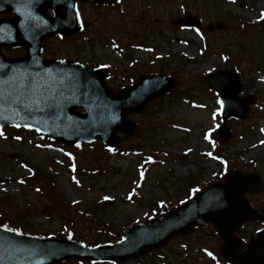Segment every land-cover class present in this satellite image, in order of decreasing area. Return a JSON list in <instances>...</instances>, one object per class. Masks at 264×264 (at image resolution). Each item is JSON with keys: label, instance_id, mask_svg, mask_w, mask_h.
<instances>
[{"label": "rangeland", "instance_id": "374dc122", "mask_svg": "<svg viewBox=\"0 0 264 264\" xmlns=\"http://www.w3.org/2000/svg\"><path fill=\"white\" fill-rule=\"evenodd\" d=\"M112 7L81 6L86 30L62 42L49 40L47 54L105 68L112 90L158 72L180 77L181 87L142 115H129L138 132L114 150L97 141L84 144L82 154L36 132H0V215L35 235L65 237L72 228L76 240L91 247L149 221L160 204L163 210L177 208L190 188L202 191L227 171L264 178V0H123ZM186 14L202 20L201 30L173 24ZM216 24L226 27L207 30ZM234 66L241 70L244 96H254L257 105L246 122H228L235 136L220 151L221 107L202 79ZM250 199L263 206L264 192ZM203 239L173 243L174 263L180 264L177 255L186 246L182 253H197L195 264H214L201 249L217 251L218 244ZM157 258L130 264H159Z\"/></svg>", "mask_w": 264, "mask_h": 264}, {"label": "water", "instance_id": "95a60500", "mask_svg": "<svg viewBox=\"0 0 264 264\" xmlns=\"http://www.w3.org/2000/svg\"><path fill=\"white\" fill-rule=\"evenodd\" d=\"M38 1L42 4L37 10L44 18L36 23L9 26L11 32L0 40V47L25 45L29 48V58L23 61H6L0 56V125L34 128L54 140L72 145L101 139L114 146L119 131L133 135L137 126L128 122L126 116L131 112L140 114L149 102L179 83L171 78L153 76L141 79L139 86L113 95L104 84L107 74L103 71L72 63L44 61L41 43L57 35L70 37L76 34L81 29V22L76 12L77 0ZM54 1L61 6L64 2L68 4L67 25L58 24V17L53 20L44 15L45 9ZM80 1L112 4L116 0ZM206 82L221 96L225 106L224 121L248 117L251 102L239 98L242 85L236 72L218 73ZM22 83H31L32 87L26 89ZM76 108H85L87 114H79ZM219 135L222 144L223 140L230 139L226 123ZM262 185L257 175L231 173L225 183L212 186L180 209L127 230L122 242L93 250L68 240H45L0 228V264H59L66 260L124 264L207 223H213L223 239L221 255L229 263L263 264L264 230L245 246L242 253L239 249L243 242L235 236L243 223L261 219L251 208L246 194L261 191Z\"/></svg>", "mask_w": 264, "mask_h": 264}, {"label": "flooded vegetation", "instance_id": "af4514ba", "mask_svg": "<svg viewBox=\"0 0 264 264\" xmlns=\"http://www.w3.org/2000/svg\"><path fill=\"white\" fill-rule=\"evenodd\" d=\"M22 5H24V4L20 3L19 0H6L5 2H3L2 5H0V9L3 10L0 12V24H5V23H8L9 21H15L17 14H16L14 9L19 8ZM48 14L51 16L54 15L53 11H51V10H48ZM18 23H20V22H18ZM85 26L87 27L86 23H85ZM55 40H59L61 42L65 41V39H58V38ZM48 46H49V42H46L43 44V48H44L43 55L46 59H59V60H63V61L68 60V61L78 62V60H76V59H69L67 57H53L51 55H48L47 54ZM1 53L3 54V56L5 58L13 59V60L23 59L27 54L26 48L23 46H17V47H12V48L1 47Z\"/></svg>", "mask_w": 264, "mask_h": 264}, {"label": "snow or ice", "instance_id": "6c2138e0", "mask_svg": "<svg viewBox=\"0 0 264 264\" xmlns=\"http://www.w3.org/2000/svg\"><path fill=\"white\" fill-rule=\"evenodd\" d=\"M17 11H19V9H17ZM35 19H39V18H35ZM42 22V21H41ZM38 26V25H37ZM22 87H24V88H26V89H28V88H31L32 87V85H31V83H27V84H23L22 83V85H21ZM141 176H143V173H141ZM21 183H23V181H21ZM37 191H39V189H37ZM194 191H196V190H194ZM129 198H131V197H129ZM105 199H109L108 197H105ZM71 238V237H70Z\"/></svg>", "mask_w": 264, "mask_h": 264}]
</instances>
